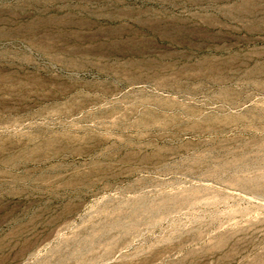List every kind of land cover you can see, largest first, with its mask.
Here are the masks:
<instances>
[{
	"label": "rangeland",
	"instance_id": "obj_1",
	"mask_svg": "<svg viewBox=\"0 0 264 264\" xmlns=\"http://www.w3.org/2000/svg\"><path fill=\"white\" fill-rule=\"evenodd\" d=\"M0 264H264V0H0Z\"/></svg>",
	"mask_w": 264,
	"mask_h": 264
}]
</instances>
